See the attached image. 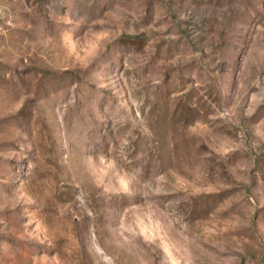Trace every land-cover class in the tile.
Returning a JSON list of instances; mask_svg holds the SVG:
<instances>
[{"label":"rangeland","instance_id":"obj_1","mask_svg":"<svg viewBox=\"0 0 264 264\" xmlns=\"http://www.w3.org/2000/svg\"><path fill=\"white\" fill-rule=\"evenodd\" d=\"M0 264H264V0H0Z\"/></svg>","mask_w":264,"mask_h":264}]
</instances>
